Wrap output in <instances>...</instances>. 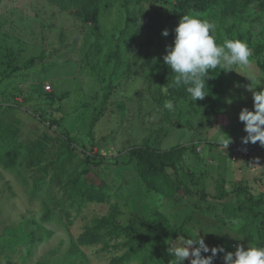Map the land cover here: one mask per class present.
Returning a JSON list of instances; mask_svg holds the SVG:
<instances>
[{
	"label": "rangeland",
	"instance_id": "374dc122",
	"mask_svg": "<svg viewBox=\"0 0 264 264\" xmlns=\"http://www.w3.org/2000/svg\"><path fill=\"white\" fill-rule=\"evenodd\" d=\"M177 3L0 0V153L6 141L17 152L12 166L0 157V264H170L167 240L196 231L209 248L256 245L258 220L238 212L233 191L249 176L228 174L225 162L233 144L252 157L264 148L241 143L238 119L253 110L246 76L264 81V0H215L202 13ZM183 14L215 22L217 44L240 39L252 53L247 67L212 71L209 94L195 102L171 86L162 59ZM216 127L232 139L225 149ZM141 146L164 172L141 174L130 154ZM85 154L103 160L86 176L104 186L99 193L79 187ZM153 224L165 239L144 240L124 257L134 250L128 239L150 235ZM88 228L99 234L84 243ZM222 255L213 264H224Z\"/></svg>",
	"mask_w": 264,
	"mask_h": 264
},
{
	"label": "clouds",
	"instance_id": "9594fccd",
	"mask_svg": "<svg viewBox=\"0 0 264 264\" xmlns=\"http://www.w3.org/2000/svg\"><path fill=\"white\" fill-rule=\"evenodd\" d=\"M216 29L213 21L183 14L174 28L173 43L166 46V54L162 57L164 64L174 73L171 86L183 87L192 102L203 100L209 94V89L205 90L206 80L212 76V71L235 70L234 66L247 67L251 63L252 53L245 41L225 39L222 44H217ZM162 35L167 36L168 31L162 30ZM246 77L250 80L245 87L252 94L253 110L244 107L238 114L246 133L241 137V143L258 142L264 146V81L253 75ZM258 84L261 85L259 91L256 90ZM164 108L174 111L175 105L168 100ZM216 128L217 143L225 149L232 139L219 127ZM166 243L169 245L170 264H183L186 259H190V264H213L218 253L223 254L224 264H264V246L238 244L234 252L226 251L222 246L209 248L197 231L194 237L169 239ZM209 252L210 255H202Z\"/></svg>",
	"mask_w": 264,
	"mask_h": 264
},
{
	"label": "trees",
	"instance_id": "16d2710c",
	"mask_svg": "<svg viewBox=\"0 0 264 264\" xmlns=\"http://www.w3.org/2000/svg\"><path fill=\"white\" fill-rule=\"evenodd\" d=\"M215 0H178L177 7L178 9L187 12V10L193 9L195 12L202 13L206 10L207 5ZM92 5V4H91ZM92 9V15L96 16V13L98 12V8L95 5L91 6ZM38 59H41V57H31V61H36ZM0 138H2L0 136ZM3 152L0 153V157L3 159V161L9 165L12 166L15 163L16 157H17V152H14L15 146L11 141H6L3 145ZM244 153V152H243ZM1 154H4L1 156ZM130 154L133 155L139 163L140 166V172L143 176L147 177L148 172L154 173H160L164 172L165 169V162H158L159 158L155 155L150 154V148H145V147H136L130 150ZM7 156V157H6ZM30 160V159H29ZM84 162L85 169L82 170L80 173L79 177L81 179L80 182V188L81 190H85L84 193H90V191L99 193L104 189V186L102 185H97L95 182L88 181L86 179V176L89 175L91 172L92 167H98L103 163L102 158H99L97 155H91V154H85V156L81 159ZM80 160V161H81ZM118 160H115L114 163H117ZM53 162H47L45 164V169L49 168V166ZM59 175L52 176L51 182L53 181V184L58 182ZM36 184L37 186L40 185V180L39 178L36 179ZM239 183V182H238ZM242 183V182H241ZM244 187L238 186L237 189L233 190L236 194L238 203L237 209L238 212L244 216L247 217H253L258 220V224L256 226V234H257V241L255 242L256 246H264V191L259 193L260 196H254V194L251 193L250 191V186L246 183V181H243ZM257 183H262L264 187V177L262 179H258ZM240 185V184H239ZM37 189V188H36ZM86 189H89L88 191ZM91 192V193H92ZM219 195H223V192L220 191ZM234 195V196H235ZM160 225L159 224H153L151 226L150 230V235L147 234L144 231H137V238L135 236H131L128 239V243L130 244V248H134L133 252L130 254H124V257H128L132 253H135V250L140 249V245H142L144 240H152L155 239L156 241H163L165 239L164 232L160 230ZM96 230V229H95ZM133 231V230H131ZM129 231V232H131ZM93 229L92 231L88 229H85L84 232L81 234V240L84 243H89L93 242L95 238L98 236L99 232H95L93 234ZM255 240V239H252ZM183 264H188L186 261L183 262Z\"/></svg>",
	"mask_w": 264,
	"mask_h": 264
},
{
	"label": "crops",
	"instance_id": "0c3cea01",
	"mask_svg": "<svg viewBox=\"0 0 264 264\" xmlns=\"http://www.w3.org/2000/svg\"><path fill=\"white\" fill-rule=\"evenodd\" d=\"M233 145H236V147L231 146V153L233 154L226 155L225 171L228 172V174H231L233 170L235 171L238 169L237 172L242 171V173H244L245 176L248 174L249 179L246 178L247 180L245 179L244 181H246L247 184H250L254 189H256V184L258 185L257 182L259 179L258 176L261 177L260 176L261 174L264 175V168H263L264 148L262 150H256L258 151L256 157H252L251 149H249L250 144H247L249 145V147L247 146L249 149V153L246 152L243 153L242 151L235 152V150L239 149V146L237 144H233ZM260 160H262L261 163ZM257 172H260L261 174H257ZM260 192L261 191L259 189L258 193Z\"/></svg>",
	"mask_w": 264,
	"mask_h": 264
}]
</instances>
